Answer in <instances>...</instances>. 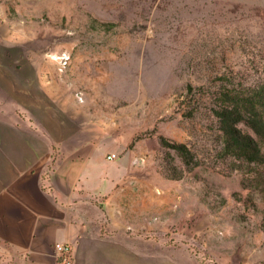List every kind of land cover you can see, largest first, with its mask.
I'll use <instances>...</instances> for the list:
<instances>
[{
  "label": "rangeland",
  "instance_id": "1",
  "mask_svg": "<svg viewBox=\"0 0 264 264\" xmlns=\"http://www.w3.org/2000/svg\"><path fill=\"white\" fill-rule=\"evenodd\" d=\"M37 70L69 132L131 167L146 247L264 264V162L232 169L209 97L264 78V0H0V101Z\"/></svg>",
  "mask_w": 264,
  "mask_h": 264
},
{
  "label": "crops",
  "instance_id": "2",
  "mask_svg": "<svg viewBox=\"0 0 264 264\" xmlns=\"http://www.w3.org/2000/svg\"><path fill=\"white\" fill-rule=\"evenodd\" d=\"M46 76L37 70L27 86L21 74L0 101V263L57 264L55 244L68 242L75 264H203L145 246L131 167L69 132Z\"/></svg>",
  "mask_w": 264,
  "mask_h": 264
},
{
  "label": "trees",
  "instance_id": "3",
  "mask_svg": "<svg viewBox=\"0 0 264 264\" xmlns=\"http://www.w3.org/2000/svg\"><path fill=\"white\" fill-rule=\"evenodd\" d=\"M219 78L223 77L219 76ZM227 80V82L222 81L209 93V97L214 100L211 109L218 122L220 152L225 157L233 156L232 169L253 162L262 163L264 162V78H256L252 82L246 79H240L238 82H234L231 78ZM198 107H192L187 115L192 117ZM162 143L174 148L183 156L191 155L192 151L187 143L171 142L166 137L162 138Z\"/></svg>",
  "mask_w": 264,
  "mask_h": 264
},
{
  "label": "built area",
  "instance_id": "4",
  "mask_svg": "<svg viewBox=\"0 0 264 264\" xmlns=\"http://www.w3.org/2000/svg\"><path fill=\"white\" fill-rule=\"evenodd\" d=\"M115 153H110L108 155L109 159H114ZM56 257L57 264H75L74 248L71 243L68 242H56Z\"/></svg>",
  "mask_w": 264,
  "mask_h": 264
}]
</instances>
